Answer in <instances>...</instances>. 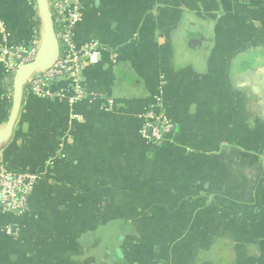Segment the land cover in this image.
I'll use <instances>...</instances> for the list:
<instances>
[{"label":"crops","instance_id":"crops-1","mask_svg":"<svg viewBox=\"0 0 264 264\" xmlns=\"http://www.w3.org/2000/svg\"><path fill=\"white\" fill-rule=\"evenodd\" d=\"M74 32L101 47L94 95L26 83L0 163L40 178L0 211V264H264V0H81ZM42 39L36 0H0V51ZM13 76L0 62V129Z\"/></svg>","mask_w":264,"mask_h":264},{"label":"built area","instance_id":"built-area-1","mask_svg":"<svg viewBox=\"0 0 264 264\" xmlns=\"http://www.w3.org/2000/svg\"><path fill=\"white\" fill-rule=\"evenodd\" d=\"M49 5L57 24L56 39L61 46L60 53L49 65L32 72L27 82L29 88L38 95L53 93L52 87L57 86L54 93L67 97L73 103L94 95L77 85V81L87 60L101 47L96 41L78 43L74 38L80 19L81 0H49ZM36 51L32 46L28 49H17L11 54L8 48H2L0 62L6 72L14 74L20 65L34 57ZM141 134L148 143L159 144L173 134V124L166 116L151 109L144 114ZM39 178L38 172L15 169L0 163V211L23 213ZM11 230L10 226H6L7 233Z\"/></svg>","mask_w":264,"mask_h":264},{"label":"water","instance_id":"water-1","mask_svg":"<svg viewBox=\"0 0 264 264\" xmlns=\"http://www.w3.org/2000/svg\"><path fill=\"white\" fill-rule=\"evenodd\" d=\"M43 22V39L34 57L20 65L14 72L11 106L8 118L0 129V142L9 138L15 127L16 118L22 103L23 92L28 77L32 72L49 65L57 57L58 41L56 39V22L49 5V0H36Z\"/></svg>","mask_w":264,"mask_h":264},{"label":"trees","instance_id":"trees-1","mask_svg":"<svg viewBox=\"0 0 264 264\" xmlns=\"http://www.w3.org/2000/svg\"><path fill=\"white\" fill-rule=\"evenodd\" d=\"M57 28V27H56ZM70 254L68 253V256H69Z\"/></svg>","mask_w":264,"mask_h":264}]
</instances>
